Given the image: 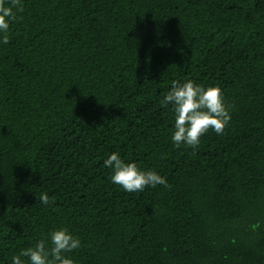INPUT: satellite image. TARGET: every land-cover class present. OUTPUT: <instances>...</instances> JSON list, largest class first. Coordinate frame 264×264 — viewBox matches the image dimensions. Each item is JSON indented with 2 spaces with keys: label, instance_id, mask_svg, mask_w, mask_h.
Returning <instances> with one entry per match:
<instances>
[{
  "label": "trees",
  "instance_id": "1",
  "mask_svg": "<svg viewBox=\"0 0 264 264\" xmlns=\"http://www.w3.org/2000/svg\"><path fill=\"white\" fill-rule=\"evenodd\" d=\"M21 4L0 40V264L61 228L74 264H264V0ZM188 80L231 116L195 149L161 103ZM112 153L169 187L124 191Z\"/></svg>",
  "mask_w": 264,
  "mask_h": 264
},
{
  "label": "clouds",
  "instance_id": "2",
  "mask_svg": "<svg viewBox=\"0 0 264 264\" xmlns=\"http://www.w3.org/2000/svg\"><path fill=\"white\" fill-rule=\"evenodd\" d=\"M10 6H5V0H0V40L9 43L10 23L16 19L13 9L23 11L21 0H9ZM162 104L173 106L175 116L174 132L171 136L176 147L185 144L197 148L200 139L209 130L222 135L229 124L231 116L224 102L222 90L219 87H203L192 80L181 84L173 81L171 90L165 95ZM104 166L112 171L110 180L128 193L144 191L146 187L157 185L169 187L166 179L154 170L143 171L135 163H126L118 153H112L104 160ZM40 201L44 205L53 203L47 193H42ZM51 247L44 240L38 241L33 247L21 250L19 255L12 257V264H25L21 257L28 258L29 264H74L64 253H70L80 247V240L74 237L67 228L52 231Z\"/></svg>",
  "mask_w": 264,
  "mask_h": 264
}]
</instances>
